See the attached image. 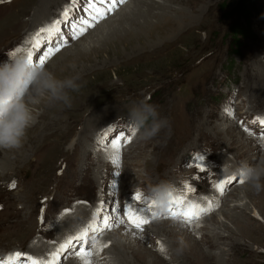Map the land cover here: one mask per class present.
I'll return each instance as SVG.
<instances>
[{
	"label": "rangeland",
	"instance_id": "1",
	"mask_svg": "<svg viewBox=\"0 0 264 264\" xmlns=\"http://www.w3.org/2000/svg\"><path fill=\"white\" fill-rule=\"evenodd\" d=\"M132 1L124 0L114 6L115 0H0V62L7 59V53L19 41H27L36 63L44 61V67L60 79L79 76L81 84L79 91L70 92L71 108L62 103L50 106L46 101L44 113L34 108L37 119L27 132V146H35L32 137L37 135L42 140L38 143L41 148H28L27 164L14 166L10 174L0 179V221H5L3 217L8 214L12 222L19 217L24 225L28 222L25 226L29 228L27 232L23 225L20 233L9 237L2 230L10 223H2L0 256L20 253L19 259H8L14 264H31L25 256H33L36 264H43L52 254L54 262L48 264H66L74 259L88 262L91 257L99 264H111L108 243L100 253L96 252V246L108 233L126 228L131 241L123 240L125 245L131 242L134 250L137 241L150 249L148 231L169 222L200 232L206 226L199 243L205 252L214 254L229 252L232 232L233 241L252 248L253 253L232 256L230 264H264L263 187L256 191L238 177L222 172V165L230 156L234 157V165L241 161L255 165L264 159V0H250V7L243 13L242 0H160L177 11V15H170L177 22V32L169 39L150 42L146 35L143 41L131 43L124 39L127 25L115 24L120 30L115 32L112 23ZM6 17L11 20L4 25ZM240 28L243 30L239 33ZM89 33L93 34L92 42L80 50L79 45L85 43ZM144 44L147 50H143ZM66 50L72 54L63 56ZM140 99L158 106L160 115L170 121V133L164 130L147 141L132 137L126 123L127 111ZM80 131L88 134L89 141L92 139L87 156L77 149L71 151ZM3 155L1 151V159ZM97 162H110L106 174L118 171L113 176L118 179L114 190L103 188L99 210L92 211L90 203L101 197L103 184V172L95 167ZM172 172V178H166ZM28 177L32 182H28ZM162 182L175 189L166 212L149 199L151 188ZM224 183V189L228 188L225 192L220 188ZM245 192L249 199L244 197ZM218 201L217 207L204 216L193 214L184 220L185 213ZM245 202L249 205L245 220L219 216L222 209L231 208L238 213L234 205ZM79 208L89 215L78 216L74 225L62 231L59 243L54 240L50 252L31 253L27 243L18 239L28 236L35 222L37 228L46 232L47 241H52L54 223L60 227L68 218L74 219ZM126 209L149 213L144 218L148 223L135 228L119 220L97 233L96 229L90 230L93 222L110 224ZM55 210L60 212L52 220ZM254 211L256 220L252 218ZM204 218L206 222L202 224ZM216 232L224 236L219 241L222 246L209 250L204 236ZM42 235L41 232L38 238L44 242ZM67 240H71L70 250L60 259ZM158 243L159 240L150 249L153 256H145L140 264H156L155 256L168 263L157 252ZM176 262L180 263V258L174 259Z\"/></svg>",
	"mask_w": 264,
	"mask_h": 264
},
{
	"label": "bare ground",
	"instance_id": "2",
	"mask_svg": "<svg viewBox=\"0 0 264 264\" xmlns=\"http://www.w3.org/2000/svg\"><path fill=\"white\" fill-rule=\"evenodd\" d=\"M115 1H116V3L114 4V6H117V5H119L120 2H122L124 0H115ZM55 2H53V3H55ZM42 5L39 6V7L42 8ZM175 12H177V11L174 10L170 5H167L164 2L161 3L160 0H158V1L157 0H133L131 3L127 4L121 10V12L118 14V19L115 20V21H113L112 25L114 27L115 24L118 26L122 22H124L123 24H126L127 26H126V28L125 27L121 28V32L124 31V30L126 31V34H125V38L124 39H126V41H129L131 43H133V42H135L137 40L139 42L140 41H143V38H145L146 35L151 40L150 42H152V41H154L156 39H169V38L173 37L174 34L177 32V22H176V20L174 21V19L172 17L170 18V15H177L178 14V13H175ZM36 14H38V13H36ZM36 16H34V17H36ZM10 18L11 17H6L5 18V21H3L2 23L4 25H5L6 22L9 23V19ZM99 19H101V16H100ZM117 26L114 27V31L115 32H119L120 31V30L117 29ZM122 29H124V30H122ZM193 29H194V27H193ZM81 32L82 31H80V32L79 31H76V33H81ZM92 37H93V34H90V35H88L86 37V39L84 41L85 43L79 45L80 46L79 47L80 50H84L86 47H88L90 45V43L92 42L91 41ZM101 37H103L102 34H101ZM144 42H145V39H144ZM18 44L21 45L20 44V41L18 42ZM22 44H23V42H22ZM59 44H62V43L59 42ZM145 45L146 44L143 45V50H147V49H145V48H147V47H145ZM153 46H155V45H153ZM137 51H138V53H140L141 50H137ZM68 52H69V50H66V51H64V53L62 55L63 56L65 54L66 55H69ZM142 52H144V51H142ZM69 53H71V52H69ZM77 53H80V51L77 52ZM66 55H65V57H66ZM44 101L45 100H41V102L39 104H37V105L34 106L35 109H42V112L41 113H44V108H43V102ZM54 105H56V104H54ZM41 113H40V115H41ZM39 116H38V118H41ZM82 133L83 132L80 131V133L78 134V138H76V139L74 138L75 140L72 143V149L71 148L70 149H71V151H74V150L77 149V150H79L81 152V155L87 156L88 151H89V145L91 144L92 139L90 138V141H89L88 134L83 135ZM26 138L27 139H25L24 144H23V147L20 148V149H18V150H11V151H9V150H0V152L2 151V153H4L2 159L0 158V179L3 180L6 177V175L10 174L11 173L10 171L13 170L14 166H16V167H18L20 165L21 166H25L27 164L26 163V159H27L28 152H26V151H27L28 148H30V151H31V150H33L34 147H39L41 145V144L39 145L38 143L42 142V140L38 139L37 138V135L32 137L33 140H35V146H33V148L31 146H29V147L27 146V143L29 142V140H28L29 137L26 136ZM40 148H41V146H40ZM66 153L68 154V151ZM28 166H29V163H28ZM95 167H97L96 169L98 171L100 170V171L103 172V174L101 176V180H102L103 184H102V188H101V197L95 199L94 201L91 200L92 201L90 203V206L91 207L89 209H91L92 211H96V210L98 211L99 210L98 209L99 208V202H101L102 197L104 195V189L103 188H107V190L109 188H112L113 189V187L115 185L114 182H115V180L118 179L117 177H115V178L113 177L114 174L116 175V173H118V171L115 172V173H113L112 175L111 174H109V175L106 174L107 173V169L110 167V162L103 163V164L100 163V162H97V164L95 165ZM17 170H18V168H17ZM167 170H168V168H167ZM172 176H173V172L172 173H168V175L166 176V178L167 177L172 178ZM31 177H32V174H31ZM31 177H28V178H30V180H28V182L29 181L32 182L31 181L32 180ZM162 177H163V174H162ZM7 180H5V181H7ZM225 184L226 183L221 184V185L219 184L221 190L224 191V192H225L226 189H228V188L224 189ZM261 184H262V187H263V190H264V181H263V179L261 180ZM6 188H8V187H6ZM222 191H221V193H222ZM199 194L202 195L203 193H199ZM249 196L250 195L248 194V192L247 193L246 192L244 193V197L245 198L249 199ZM208 203H209V205L206 204V207L204 209H201L200 210L199 208H201V206H199V208H196L194 210V213H193L194 216L193 217L202 216V215L204 216L205 213H208L210 209L214 208L215 206L217 207V205L219 204V201L218 202H214V204H211L210 202H208ZM44 204H46V203H44ZM146 204L147 203L144 204V207L145 208L147 207ZM47 205H48V203H47ZM67 205H69V203ZM248 206L249 205L246 202L245 203H240V204L234 205V207L239 211L238 213H235L234 212V209L231 210V208H229L227 210L226 209H224V210L222 209L220 211L221 214L219 216H222V217L229 216V217H231L233 219V221H237V220H239L241 218H244V220H245L246 219V216L248 214L247 213ZM139 207L141 208L140 205H139ZM79 209H80L79 210V213H78L77 210H75L76 212H74L75 215L73 216L74 219L68 218L67 221L61 225L63 228H61V226L60 227H57L56 226V223L57 222L54 223L55 236H53V239H52V241L50 240V242H48L47 239H46V237H45L46 232L43 231V228H37V225H35L36 224L35 222L32 223V224H34V228L31 229L30 234L28 236H26V237L22 236L21 238H18V239H20L23 244H24V242H25V244L27 243V248H29L28 250L31 253H35L37 255L39 253L42 254L43 252L48 253L55 246V245H52L53 244V241L55 240L54 242L56 244L59 243V239L61 237V232L62 231L65 232L67 230V228H69L70 226L74 225V222L78 219V216L80 218H83L86 215H89V214H86V212H85V210L83 208H79ZM31 210H32V208H31ZM52 210H53V208H52ZM60 210H58V211L55 210V212L53 214V217H52V220H54V219L56 220L55 217H57L59 215ZM47 211H48V209H47ZM47 211H44V213L46 214ZM222 212H224V213H222ZM137 213H139V215ZM137 213L134 212V211H132L130 209L128 215L129 216H133V214H135V217H139L141 219H144L149 214V213H146V214L143 215L141 211H139ZM253 214L254 215H252V218L255 219L256 212L254 211ZM14 215H15V213H14ZM30 216H32V215H30ZM175 217H176V215H175ZM3 219L5 221H0V225H2V223H4V222L10 223L8 226L3 227V230H2L9 237H10V235L12 233H14V234L15 233H20L21 232V229L25 225L26 226L28 225V222L25 223V225H24L23 220L20 219L19 217L16 218L17 220L15 222H12V218L8 214H6L3 217ZM205 219L206 218H204L203 221L201 222L202 224H204L206 222V221H204ZM209 219H211V220L214 219V216L211 217V218H209ZM119 220L122 221V223H125L128 226H131V224L129 223L128 218L126 216L120 214V215L117 216V220L116 221H114V222H112L110 224L108 223L107 225H105V224L99 225V224H95L93 222L92 225H91V229L90 230L93 231V229H96V232L95 233H97L98 230H102V229L108 227L109 225H114L116 223H119ZM184 220H189V219H185L184 218ZM29 221H30V219H29ZM201 228H202V231L203 232L206 230V226L201 227ZM26 231L27 232L29 231V228L28 227H26ZM35 232H37V234H35ZM41 232L43 234L42 236H44V239H45L44 242H41L39 240L40 237L38 238V236L41 235ZM56 232H58V234H56ZM148 232L151 233V234H148V236L151 238V240L147 239V241L149 240V243L148 244L150 245V249L151 250H153L156 247V241L159 240L158 239L159 237H166L169 242L172 241L173 238L174 239L176 238V240L178 238H183V240L185 242V248H184L183 255H181L179 257L173 255L171 261H168V263H166L164 260L160 259L158 256H155L156 257L155 260L157 262L156 264H170V263L171 264H174L173 263L174 259H179V258H180V263H177L176 262V264H230L231 257L232 256L240 255L242 253H245V254H252L253 253L252 252V248L249 249L250 247H248L246 245L236 244V241H233L234 236H233V233L232 232L229 235L230 236V240L228 239L229 236L226 237V239L229 240V245H228L229 246V252H228V250L227 251L223 250L222 252L219 251L218 254H214V253H211V252H209V253L208 252H205V250H203L201 248L200 243H199L200 242L199 238L202 236L201 234H203V232H200L199 230L193 231L191 228H188V226L183 225V224H180L178 226H174L173 224H171L169 222H162V223H160L159 226H154V229L151 228V230L148 231ZM26 234H28V233H26ZM89 234H90L89 236H92V233H89ZM129 234L130 233L127 232L126 228L119 227L118 230H115V231H112V232L108 233L107 236H105L101 240L102 243H100V244H98L96 246V249H97L96 252L97 253H100L102 251V246L104 247L108 243L109 246H107V247L110 248L109 251L111 252V255L113 257L111 259V261H110V259L108 260L109 263H111V264H140L141 262H143V259L145 258V256L150 255V254L152 255L151 250L149 248H147V246H148L147 244H144L143 245V243H141L142 244L141 245L137 241L136 242L134 241V244L136 245L135 249L133 248L134 250H132L130 248V243L131 242H128L129 243L128 246L125 245V243L123 242V240H129V241H131V239H129V237H128ZM131 234H133V233H131ZM133 235L135 236L136 234H133ZM137 235L139 237V234H137ZM135 237H137V236H135ZM82 238H84V236H82ZM204 238H205L204 244L207 245V247H209V250H211V249H214L215 247L222 246V245L219 244V241L220 240H223L224 239V236L221 235L220 233H217L216 232V233H211L210 235L209 234L208 235H205ZM10 240L12 241L13 239L10 238ZM9 241H8V244L7 245H9V243H10ZM70 241L71 240H67L66 241V244L64 243L65 246L63 245L64 248H62L63 250L61 252V254H63V255L59 257L60 259L66 253H68V251L70 250V248H69V245L71 244ZM147 241H146V243H147ZM172 242H175V241H172ZM1 248H3V247H0V251H2ZM219 249L221 250L222 247L219 248ZM127 252H129L132 255V258H133L134 261H131V259L128 257ZM133 254H135V255H133ZM52 255L43 264H48V263H50L52 261L54 262V256H52ZM225 255H226V257L228 256L227 259L225 258ZM11 256L13 258H15L14 257V254H11L9 256H6L5 258H3V256L2 257L0 256V262L8 261V259H10ZM25 258H27L28 262L31 261V264H36L35 263V260H34L35 258L33 256H29V257H26L25 256ZM28 258H30L31 260L28 259ZM66 264H99V262H96V260L92 259V257H91V259L88 260V262H83V260H82V262H80V261L74 259V262L71 261V260H69V261L66 262ZM105 264H107V263H105ZM244 264H248V262H246Z\"/></svg>",
	"mask_w": 264,
	"mask_h": 264
},
{
	"label": "clouds",
	"instance_id": "3",
	"mask_svg": "<svg viewBox=\"0 0 264 264\" xmlns=\"http://www.w3.org/2000/svg\"><path fill=\"white\" fill-rule=\"evenodd\" d=\"M74 67V66H73ZM79 76L58 78L52 71L30 60L27 41L7 53V59L0 62V150H18L23 147L28 130L36 122L34 106L41 100L49 105L62 103L71 108L70 92L79 91ZM126 123L132 137L151 140L162 131H171L167 117H162L158 106L140 99L131 104L127 111ZM264 150V143H261ZM234 157L222 165L225 176L238 177L243 184L250 185L256 191L262 188L264 178V159L255 165L241 161L234 165ZM175 189L162 182L151 188L149 199L154 205L167 210V201ZM157 252L168 261L172 256L183 255L185 242L178 238L169 242L166 237H159Z\"/></svg>",
	"mask_w": 264,
	"mask_h": 264
},
{
	"label": "snow or ice",
	"instance_id": "4",
	"mask_svg": "<svg viewBox=\"0 0 264 264\" xmlns=\"http://www.w3.org/2000/svg\"><path fill=\"white\" fill-rule=\"evenodd\" d=\"M89 26H91V25H89ZM42 31H44V30L41 29V32ZM37 35H39V33H37ZM57 51H59V49H57ZM29 57H30V60H33V56H32L31 52H29ZM37 64H39L40 66H44V61L40 60L37 62ZM201 170L203 171V169H201ZM134 199H138V197H134ZM128 213H129V210L126 209L124 215L128 218L129 223L133 227L140 228L143 226V224L148 223V221L146 219H141L139 217H135V214H133V216H129ZM184 215H185V219H191L193 216L192 213H185ZM14 256L16 257V259H19L21 254L20 253H14ZM0 264H14V262L12 260H8L5 262H0Z\"/></svg>",
	"mask_w": 264,
	"mask_h": 264
},
{
	"label": "trees",
	"instance_id": "5",
	"mask_svg": "<svg viewBox=\"0 0 264 264\" xmlns=\"http://www.w3.org/2000/svg\"><path fill=\"white\" fill-rule=\"evenodd\" d=\"M243 2V3H242ZM242 4L240 5V8L242 9L241 13H243V11L247 8L250 7V0H242ZM245 14V13H244ZM241 30H243L242 28L239 29V33L241 32ZM236 40H234L233 42V46L235 49H237V43H235Z\"/></svg>",
	"mask_w": 264,
	"mask_h": 264
}]
</instances>
